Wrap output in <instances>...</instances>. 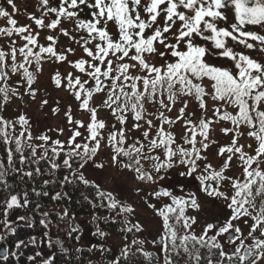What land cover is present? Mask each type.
Here are the masks:
<instances>
[{
  "label": "snow or ice",
  "instance_id": "6c2138e0",
  "mask_svg": "<svg viewBox=\"0 0 264 264\" xmlns=\"http://www.w3.org/2000/svg\"><path fill=\"white\" fill-rule=\"evenodd\" d=\"M31 8L0 0V264H264V0Z\"/></svg>",
  "mask_w": 264,
  "mask_h": 264
},
{
  "label": "trees",
  "instance_id": "16d2710c",
  "mask_svg": "<svg viewBox=\"0 0 264 264\" xmlns=\"http://www.w3.org/2000/svg\"><path fill=\"white\" fill-rule=\"evenodd\" d=\"M4 24L5 23H3V20H2V23H0V26H3ZM52 95H53V97L57 96L55 92H53ZM28 114L31 116V109H29ZM49 118H51L50 114H49ZM78 197H79V192L74 194L73 200L75 201V199ZM42 202L45 203L46 205H48V207L50 209L55 207V205H53L47 199L43 200ZM69 207H70V211L75 212L77 214V221L76 222L77 223L82 222L81 225L85 224L84 227L86 228L87 236L89 237V239L87 241L85 239V243L87 244L89 242H96V238L91 235L92 231H94V225L87 223V221L90 219V213H89V210L87 209V207L82 209L80 207V205H78L76 203H72ZM65 223L67 224V222H65ZM37 231H39V229ZM53 233H55V229H53ZM61 236H63V233H61ZM119 239H120V237L114 234L113 237L111 238V240L108 241V243L111 245H114V242L118 241ZM66 243L70 244L73 248L77 246L72 241H67ZM85 255H86L85 264H87V259H92L94 261V264H100V262L97 260L98 254L93 253L91 256H87V253H86ZM59 264H64L62 259L59 261Z\"/></svg>",
  "mask_w": 264,
  "mask_h": 264
},
{
  "label": "rangeland",
  "instance_id": "374dc122",
  "mask_svg": "<svg viewBox=\"0 0 264 264\" xmlns=\"http://www.w3.org/2000/svg\"><path fill=\"white\" fill-rule=\"evenodd\" d=\"M18 3L21 6L27 4L28 5V11H31L32 10L31 4L33 3V0H18ZM17 19L19 20L20 23H27L28 22L27 19H26V17L23 16V15L18 16ZM0 23H2V20L0 21ZM3 23H6V21L3 20ZM56 95L63 96L64 94L63 93H56ZM31 116L39 117L41 119L44 118V114L43 113H40V112H37L36 111V105H33L32 108H31ZM47 122L51 126H55V124L58 123V121L55 118H52V117L51 118H48V121ZM137 218L140 219L142 223H144V224H146L148 226L149 232H146L145 235L148 236V239L149 240H151L156 235V233L152 230V227L153 226L151 224V216L149 214L144 213L143 211H141L140 216L137 217ZM80 224H82V222ZM82 226H83V228L85 229V232H86V228L84 227L85 224H83ZM149 233H151V234H149ZM85 239H86V241L89 239V237L87 236V234H86ZM85 239L83 241L84 244H86L85 243ZM121 242L122 241H121V238H120L118 241H115L114 242V245H119ZM146 249L149 250V251H154V252L156 251L154 248H152V246L150 244L149 245H146Z\"/></svg>",
  "mask_w": 264,
  "mask_h": 264
}]
</instances>
